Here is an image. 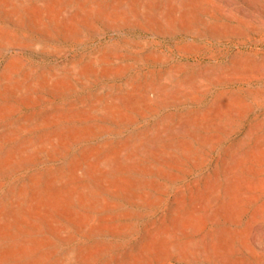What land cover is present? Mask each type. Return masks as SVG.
Segmentation results:
<instances>
[{
    "label": "rangeland",
    "instance_id": "374dc122",
    "mask_svg": "<svg viewBox=\"0 0 264 264\" xmlns=\"http://www.w3.org/2000/svg\"><path fill=\"white\" fill-rule=\"evenodd\" d=\"M0 264H264V0H0Z\"/></svg>",
    "mask_w": 264,
    "mask_h": 264
},
{
    "label": "bare ground",
    "instance_id": "6f19581e",
    "mask_svg": "<svg viewBox=\"0 0 264 264\" xmlns=\"http://www.w3.org/2000/svg\"><path fill=\"white\" fill-rule=\"evenodd\" d=\"M56 139H57V138H56ZM123 152H124V151H123ZM105 161H106V160H105ZM104 163H105V162H104ZM104 163H103V164H104ZM100 183H101V182H100Z\"/></svg>",
    "mask_w": 264,
    "mask_h": 264
}]
</instances>
